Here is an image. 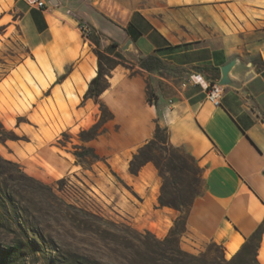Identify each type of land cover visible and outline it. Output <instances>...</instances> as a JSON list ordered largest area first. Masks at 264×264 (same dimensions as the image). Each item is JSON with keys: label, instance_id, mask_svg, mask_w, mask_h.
Wrapping results in <instances>:
<instances>
[{"label": "crops", "instance_id": "0c3cea01", "mask_svg": "<svg viewBox=\"0 0 264 264\" xmlns=\"http://www.w3.org/2000/svg\"><path fill=\"white\" fill-rule=\"evenodd\" d=\"M43 1L46 11L24 4L21 22L33 36L38 56L43 55L51 80L44 69L43 84L32 81L67 106L63 129L79 132L98 118L92 100L81 103L96 76L97 61L80 23L102 34V48L121 62L99 97L114 120L106 134L87 144L121 173L156 127L157 108L146 100L149 74L138 67V59L159 56L171 71L151 75L158 122L167 130L168 144L191 157L202 172L203 193L192 203L180 244L187 240L203 251L214 242L230 258L263 225L257 258L264 264V0ZM127 41L132 43L124 51ZM112 42L117 46L111 47ZM249 56L262 60L259 68ZM231 61L230 83L222 85L219 105L207 100L204 87L183 86L194 74L219 82L205 70L218 69L221 79V68ZM132 177L133 184L145 185L139 212L163 230L154 231L156 236L164 237L176 215L158 207L155 169L147 164Z\"/></svg>", "mask_w": 264, "mask_h": 264}, {"label": "rangeland", "instance_id": "374dc122", "mask_svg": "<svg viewBox=\"0 0 264 264\" xmlns=\"http://www.w3.org/2000/svg\"><path fill=\"white\" fill-rule=\"evenodd\" d=\"M23 11L21 0H0V121L18 138L0 144V190L9 198L0 205V264H140L137 253L146 255L145 244L159 252L154 238L168 232L157 237L163 230L139 212L145 185L132 183L128 164L122 173L103 163L91 170L75 164L78 131L63 129L66 104L32 81L43 84L44 69L51 80ZM179 247L203 252L187 240Z\"/></svg>", "mask_w": 264, "mask_h": 264}, {"label": "trees", "instance_id": "16d2710c", "mask_svg": "<svg viewBox=\"0 0 264 264\" xmlns=\"http://www.w3.org/2000/svg\"><path fill=\"white\" fill-rule=\"evenodd\" d=\"M82 26V23H80ZM91 35L89 41L93 48V54L97 61L96 76L88 83L87 90L83 96V103L86 100H92L98 107V118L91 126L79 130L77 134L78 143L72 145L71 155L75 159V164L85 170H91L97 163H103L110 169L105 157L100 156L96 150L88 146L90 142L96 140L99 136L108 132L107 124L114 120V115L107 106L100 101V95L108 88V77L111 71L121 62L111 57L106 48H102V34L96 32L89 26ZM128 35L134 41L136 34L129 27ZM115 42L111 47H116ZM261 63L258 58L254 64ZM138 67L149 74L146 86V100L150 105L157 108V121L153 136L150 140L140 146L132 155L128 162V173L131 176H138L141 169L152 164L161 179L157 204L160 208H169L177 213L172 222V227L162 241L156 240L155 248L159 252L145 244L146 255L141 257L140 264H259L258 249L260 247L263 235V225H260L249 237H247L239 250L230 258L225 257L224 249L221 245L210 242L205 251L198 255H192L184 252L179 247L181 237L187 232V216L195 198L203 193L202 172L196 162L189 156H186L168 144L167 130L161 127L158 120L160 112L157 107V92L151 86L154 80L151 75L162 74L165 71H171V68L157 55H147L138 59ZM212 81H219V70L212 68L205 70ZM63 76L57 79L60 80ZM63 138L68 137L66 132L60 134ZM18 140L13 130L7 129L0 121V144ZM56 144L65 148L66 145L61 139ZM1 161V158H0ZM19 167V166H18ZM264 173V172H263ZM9 200L0 190V205H5ZM149 234V232H146ZM159 246L163 248L159 249ZM162 261V262H161Z\"/></svg>", "mask_w": 264, "mask_h": 264}, {"label": "built area", "instance_id": "2783aa9c", "mask_svg": "<svg viewBox=\"0 0 264 264\" xmlns=\"http://www.w3.org/2000/svg\"><path fill=\"white\" fill-rule=\"evenodd\" d=\"M26 6L33 9H38L41 11H46L48 9L47 4L43 0H21ZM81 32L85 38H89L91 35V30L89 27L82 25L81 26ZM193 84V85H199L201 87H204L207 91V100L217 106L220 104V100L222 97V85L219 84V82L210 83L205 81L200 75L194 74L191 76H188L186 81L184 82L183 86Z\"/></svg>", "mask_w": 264, "mask_h": 264}, {"label": "water", "instance_id": "95a60500", "mask_svg": "<svg viewBox=\"0 0 264 264\" xmlns=\"http://www.w3.org/2000/svg\"><path fill=\"white\" fill-rule=\"evenodd\" d=\"M53 4V0L50 2ZM131 41H127L125 47L123 48L124 51L128 50L129 45H131ZM235 61L229 62L227 65L221 68V79L219 80L220 85H228L230 83L228 79V73L230 72L231 68L234 66Z\"/></svg>", "mask_w": 264, "mask_h": 264}, {"label": "bare ground", "instance_id": "6f19581e", "mask_svg": "<svg viewBox=\"0 0 264 264\" xmlns=\"http://www.w3.org/2000/svg\"><path fill=\"white\" fill-rule=\"evenodd\" d=\"M100 214V213H99Z\"/></svg>", "mask_w": 264, "mask_h": 264}]
</instances>
